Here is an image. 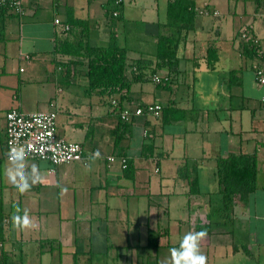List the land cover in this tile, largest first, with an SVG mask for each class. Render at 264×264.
Listing matches in <instances>:
<instances>
[{
	"label": "crops",
	"instance_id": "0c3cea01",
	"mask_svg": "<svg viewBox=\"0 0 264 264\" xmlns=\"http://www.w3.org/2000/svg\"><path fill=\"white\" fill-rule=\"evenodd\" d=\"M117 1L26 0L23 15L0 7V264H173L171 249L179 247L186 233L199 231L206 233L200 240L206 264H264L261 215H256L254 229L248 226L253 218L250 205L260 194L258 182L247 203L223 211L218 177L219 167L231 157L253 155L258 179V163L264 161L259 144H253L259 129L244 127L257 119L254 107L250 112L251 100L258 97L262 102L264 97V87L255 78L256 67L264 64V34L258 36L253 27L244 30L259 40L262 59L246 56L244 39L232 37L230 50L239 66L225 64L216 75L223 54L219 52L225 53L218 44L223 36L218 31L217 39H209L203 33L207 24L196 22L200 15L218 12L211 9V0L201 5L200 0H189L198 15L179 46L180 70H157L159 36L177 33L170 26L169 0L165 8L161 0H153V5L120 0V6ZM256 2L260 8L262 1ZM71 16L87 24L91 47L106 48L115 40L128 51V92L92 91L87 61L59 52L60 44L81 39L83 29L71 25ZM136 22L144 25L143 33L156 48L128 45L127 27ZM211 53L217 59L212 67ZM140 60L143 78L135 71L134 63ZM249 60H259L250 75L247 65L244 68ZM226 72L228 81L221 79ZM155 74L170 76L169 86H157ZM249 78L260 96L251 97ZM155 103L163 106L160 117L122 121L121 110ZM14 109L25 114L55 110L60 134L82 144L85 159L58 167L27 160V169L35 165L41 179L23 193L16 190L4 178L10 167L7 113ZM17 206L28 211L30 227L13 221L14 215H23ZM216 208L222 211L218 221Z\"/></svg>",
	"mask_w": 264,
	"mask_h": 264
},
{
	"label": "trees",
	"instance_id": "16d2710c",
	"mask_svg": "<svg viewBox=\"0 0 264 264\" xmlns=\"http://www.w3.org/2000/svg\"><path fill=\"white\" fill-rule=\"evenodd\" d=\"M117 5L120 6L121 3L117 1ZM197 15L198 11L192 1L169 0L168 17L171 21L170 26L174 27L177 33L170 36H159L155 53L157 70L166 67L172 73L179 72L181 65V60L178 57L179 46L184 37L194 29ZM114 16H117V14ZM70 23L75 28L83 29L81 39L77 43L64 42L60 44L59 52L64 55L83 58L87 61V77L90 89L92 91L96 90L101 94L108 92L122 94L128 92L131 87V81L126 75L128 69L131 67L128 63V51L125 48L119 47L115 40H112L111 44L106 48H93L89 44V37L86 32L87 24L75 19L73 16L70 17ZM259 50L260 46L256 45L253 41H243L244 54L249 58L257 59L260 56ZM210 55L209 65L212 67L217 59L213 56V53ZM260 58L262 59V56ZM134 65L136 66L135 71H139L137 76L143 78L145 65L142 64V60L135 62ZM154 77L152 80L157 86L165 88L169 86L171 81L170 76L162 75L160 83L154 81ZM256 163L257 157L248 155L239 158L231 157L224 162L225 165L223 164L219 167L218 177L223 196V211L234 209V206L238 202L247 203L251 195L257 191ZM197 183L196 179L194 185L197 186Z\"/></svg>",
	"mask_w": 264,
	"mask_h": 264
},
{
	"label": "rangeland",
	"instance_id": "374dc122",
	"mask_svg": "<svg viewBox=\"0 0 264 264\" xmlns=\"http://www.w3.org/2000/svg\"><path fill=\"white\" fill-rule=\"evenodd\" d=\"M204 1H207V0H200L199 5H201ZM256 1L257 0H211V5H210L211 9L215 8L214 10H216L218 14L214 16L212 12V14H206V15L199 16V20H197L196 23L197 25L198 23L207 24L208 27L203 31V33L207 34L208 35L207 37H209V39H217L216 34L218 31L223 36L222 42L218 44L221 45V47L223 46L225 53L223 51L219 52L220 54L222 53L223 54H222V57L220 56V63L216 65V68H215L216 75L217 73L222 72L223 68H225V64H227L228 66H231L232 68L239 66L235 51L230 50V49H233L232 45L234 41L232 40V37H237L238 42L240 41L242 42L243 38H241V35H242L241 32L244 31L247 27H253V30H255L256 34H258V36L260 37L264 34V0H261L262 2L260 5L261 6L260 8ZM146 3H148L149 5H153V0H146ZM161 3L164 4V8L167 7V0H161ZM113 5H114L113 3H111L110 5H107V9L111 11L112 8L114 7ZM100 12L102 13V15L106 14V10L104 8L103 9L100 8ZM135 16L137 20L141 21L137 13ZM162 19L164 20L167 19L166 9H164V14H163ZM114 22H117V20H114ZM132 24L133 26L131 27L130 25H128L127 30H126L128 45L131 48H146L147 50L156 48V45L153 44L152 38L145 36V34L143 33L145 29L144 25L141 22H136ZM247 29H250V28H247ZM224 54L226 56H223ZM258 63H259V60H249L245 62L244 68L246 70V65H247L248 75L251 74V71H252L251 68L253 67V65L256 66ZM223 78L226 79V81H228V79L230 78L229 73L226 72V74H221V79ZM83 81L86 82L85 79ZM248 83H249V88L247 89L251 91L250 92L251 97L252 95L260 96L257 90H253L251 88L252 83L250 82V78L248 79ZM199 86H198V83L195 85L194 89H195L196 94L199 93ZM201 88H203L204 90V85ZM211 93L212 92L209 91L210 95ZM257 98L258 97H255V99L251 100V103H250V104H253L250 112L253 113V107H254L257 119L254 121L255 122L254 124H252L251 121L249 122V124L245 123L244 127L246 128L255 127L254 129H259L260 133H257L258 134L257 137L255 136L256 141L253 140V144L254 145L259 144V148L261 150L260 153L262 152L263 154L264 153V108L262 107V102H259ZM104 99L108 100V98L106 97ZM254 133L255 132H253L252 134ZM258 164H259V170H258L257 182L259 186L258 193L260 194L257 195L256 197L258 198L254 200V201H257L258 203L257 202L255 203L253 201L250 205V214H251V217L253 216L252 220L250 219L248 222V226L250 229L255 228V223H256L255 220L257 219L256 215H261L262 221H260V223L264 224V204H263V201H264L263 199V196H264V161H262V159L260 158V161ZM215 211L217 212V214H215L217 216V220L215 221H218L221 217L222 211L219 212L217 208ZM259 231L261 232V230ZM260 237H261L260 239L264 238V236H260ZM262 262H264V259Z\"/></svg>",
	"mask_w": 264,
	"mask_h": 264
},
{
	"label": "built area",
	"instance_id": "2783aa9c",
	"mask_svg": "<svg viewBox=\"0 0 264 264\" xmlns=\"http://www.w3.org/2000/svg\"><path fill=\"white\" fill-rule=\"evenodd\" d=\"M26 0H0V7H6L12 12L23 15ZM121 3V1H118ZM116 15V14H115ZM61 24L60 20H56ZM68 31L69 25H64ZM242 38L245 41H253L256 45L259 40L251 35L249 31L242 32ZM256 82L264 87V64L256 67ZM162 76L156 75L154 81L161 82ZM117 102H114L116 105ZM264 108V97L262 99ZM162 106L159 104H150L145 107H136L132 110H121L123 122H130L133 118L152 115L160 117ZM58 114L55 110L25 114L18 109L7 113V140L6 153L8 156L12 148L24 147L28 153L27 160L47 161L53 166L58 167L63 164L83 161L85 159V149L82 144L66 140L59 132L57 123ZM114 161L115 158H109ZM123 166L126 168V159H122Z\"/></svg>",
	"mask_w": 264,
	"mask_h": 264
},
{
	"label": "clouds",
	"instance_id": "9594fccd",
	"mask_svg": "<svg viewBox=\"0 0 264 264\" xmlns=\"http://www.w3.org/2000/svg\"><path fill=\"white\" fill-rule=\"evenodd\" d=\"M27 159L28 153L23 146L12 148L7 156L10 167L4 171V178L21 193L29 190L32 184L41 179L35 165L32 166L31 171L27 169ZM16 211L17 213L22 211L23 215H14L13 221L21 227H30L31 219L28 211L21 210L19 206L16 207ZM205 235L204 231L186 233L180 240L179 247L171 249L173 264H206V257L200 251V240Z\"/></svg>",
	"mask_w": 264,
	"mask_h": 264
}]
</instances>
